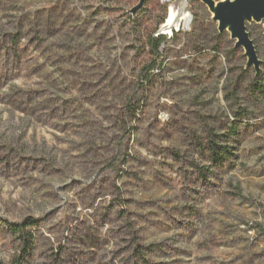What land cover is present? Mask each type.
I'll list each match as a JSON object with an SVG mask.
<instances>
[{
	"label": "rangeland",
	"instance_id": "obj_1",
	"mask_svg": "<svg viewBox=\"0 0 264 264\" xmlns=\"http://www.w3.org/2000/svg\"><path fill=\"white\" fill-rule=\"evenodd\" d=\"M138 1L0 0V264H264L262 25L256 75L193 2L144 85Z\"/></svg>",
	"mask_w": 264,
	"mask_h": 264
},
{
	"label": "water",
	"instance_id": "obj_2",
	"mask_svg": "<svg viewBox=\"0 0 264 264\" xmlns=\"http://www.w3.org/2000/svg\"><path fill=\"white\" fill-rule=\"evenodd\" d=\"M146 0L127 10L134 20L144 9ZM200 2L211 15V21L217 25L218 33H228L235 49H242L246 59L245 68L253 67L256 75L260 72L262 61L259 59L254 41L250 38L247 25L261 24L264 36V0H174L167 7V16L158 28L156 36L177 31L180 19L190 13V5ZM171 18L172 25L166 27Z\"/></svg>",
	"mask_w": 264,
	"mask_h": 264
},
{
	"label": "trees",
	"instance_id": "obj_3",
	"mask_svg": "<svg viewBox=\"0 0 264 264\" xmlns=\"http://www.w3.org/2000/svg\"><path fill=\"white\" fill-rule=\"evenodd\" d=\"M147 3L149 0L146 1ZM132 19V17L130 16ZM133 20V19H132ZM133 21H136L134 19ZM164 22V19H163ZM158 27L155 29L149 30L146 26L142 25L141 27V39L143 42V54L150 57V62L145 65L144 69L141 71V83L146 84L151 81L152 71L156 68H160V64H158V60L161 58V50L162 47L168 43L166 35H158L156 36V32ZM258 85H255V89L257 91L262 92ZM137 106L130 108V110L134 113L137 110ZM237 119L240 118V115H237ZM234 132V131H232ZM206 150L210 154V161L214 164H220L224 161L228 160L229 155L231 154L226 147H220L213 139L212 136L207 140ZM35 221L28 220L23 222L22 224H8L7 228L10 233L14 236H18L23 239L24 242L29 244L32 236L27 231V228H34ZM29 246H27L28 248Z\"/></svg>",
	"mask_w": 264,
	"mask_h": 264
},
{
	"label": "bare ground",
	"instance_id": "obj_4",
	"mask_svg": "<svg viewBox=\"0 0 264 264\" xmlns=\"http://www.w3.org/2000/svg\"><path fill=\"white\" fill-rule=\"evenodd\" d=\"M168 1H171V0H168ZM183 20H185V21L188 20V19H187V15H184V16L180 19L179 27H180V23H182ZM187 24H188V21H187ZM170 25H172V20H171V18H170L169 21L167 22L166 27H169ZM179 27H178V28H179ZM178 28H177V30H178ZM167 34H169V33H167Z\"/></svg>",
	"mask_w": 264,
	"mask_h": 264
},
{
	"label": "built area",
	"instance_id": "obj_5",
	"mask_svg": "<svg viewBox=\"0 0 264 264\" xmlns=\"http://www.w3.org/2000/svg\"><path fill=\"white\" fill-rule=\"evenodd\" d=\"M165 1L170 2V1H168V0H165Z\"/></svg>",
	"mask_w": 264,
	"mask_h": 264
}]
</instances>
